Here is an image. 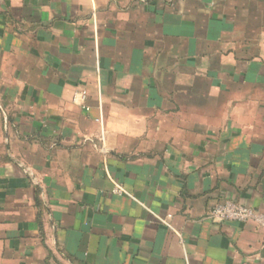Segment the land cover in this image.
Returning <instances> with one entry per match:
<instances>
[{"label": "crops", "instance_id": "crops-1", "mask_svg": "<svg viewBox=\"0 0 264 264\" xmlns=\"http://www.w3.org/2000/svg\"><path fill=\"white\" fill-rule=\"evenodd\" d=\"M224 200L264 214V0H0V264H264Z\"/></svg>", "mask_w": 264, "mask_h": 264}, {"label": "built area", "instance_id": "built-area-1", "mask_svg": "<svg viewBox=\"0 0 264 264\" xmlns=\"http://www.w3.org/2000/svg\"><path fill=\"white\" fill-rule=\"evenodd\" d=\"M84 93L81 94L82 99ZM122 189L118 186L114 189V192L121 194ZM208 219L217 223H228V222H240V223H251L258 230L263 233L264 236V214L255 212L251 208L240 205L231 200H224L216 204L208 214ZM165 224V220H159Z\"/></svg>", "mask_w": 264, "mask_h": 264}]
</instances>
